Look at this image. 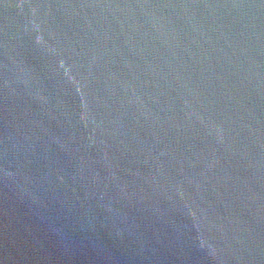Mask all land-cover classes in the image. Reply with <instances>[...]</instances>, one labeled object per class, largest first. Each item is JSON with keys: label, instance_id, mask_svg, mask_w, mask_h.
<instances>
[{"label": "water", "instance_id": "1", "mask_svg": "<svg viewBox=\"0 0 264 264\" xmlns=\"http://www.w3.org/2000/svg\"><path fill=\"white\" fill-rule=\"evenodd\" d=\"M0 264H264V0H0Z\"/></svg>", "mask_w": 264, "mask_h": 264}]
</instances>
